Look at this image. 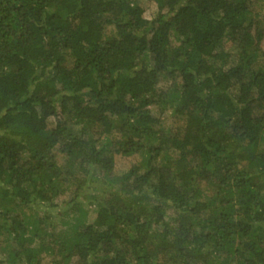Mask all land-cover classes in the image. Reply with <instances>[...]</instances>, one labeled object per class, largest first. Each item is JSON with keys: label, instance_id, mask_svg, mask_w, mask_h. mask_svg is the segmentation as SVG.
<instances>
[{"label": "trees", "instance_id": "trees-1", "mask_svg": "<svg viewBox=\"0 0 264 264\" xmlns=\"http://www.w3.org/2000/svg\"><path fill=\"white\" fill-rule=\"evenodd\" d=\"M155 1L0 0L6 263L264 264L259 0Z\"/></svg>", "mask_w": 264, "mask_h": 264}, {"label": "rangeland", "instance_id": "rangeland-1", "mask_svg": "<svg viewBox=\"0 0 264 264\" xmlns=\"http://www.w3.org/2000/svg\"><path fill=\"white\" fill-rule=\"evenodd\" d=\"M144 10V16L147 19L153 18L158 13V5L155 0H135ZM253 13L255 14V19L258 22L259 27L264 28V0H259L257 4L253 7ZM170 39L173 44H178V40L175 38V36L172 34L170 36ZM262 46H264L263 42L261 43ZM224 50L232 49L229 43L227 42L223 46ZM234 51V49H232ZM169 77H163L159 80L158 86L161 88H166L170 83ZM153 112L160 117L161 125L165 128L168 127H180L182 124V118L178 115H175L171 110H166L163 113H158L153 109ZM77 126H74V129ZM140 157L138 155H133L131 157H123L120 154H116L114 156V169L113 173L115 175H121L125 171L128 170V168L136 163ZM83 207L86 208V221L92 222L95 216V206L91 203H89L88 199L82 200ZM4 205H10L9 202L6 200H3L0 196V209ZM45 210V209H42ZM27 213H31L30 210L26 209ZM60 217V216H59ZM62 218V217H61ZM65 218V216H64ZM59 219V218H58ZM66 228V225L58 224L55 228L56 231L63 230ZM3 235L0 236V264H8L5 262V257L7 255V250L9 249L2 241ZM42 264H49V258L47 255L43 256V263Z\"/></svg>", "mask_w": 264, "mask_h": 264}]
</instances>
